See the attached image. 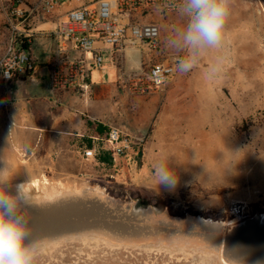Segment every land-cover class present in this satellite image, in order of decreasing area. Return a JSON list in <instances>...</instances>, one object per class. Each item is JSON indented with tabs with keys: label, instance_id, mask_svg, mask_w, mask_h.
Here are the masks:
<instances>
[{
	"label": "rangeland",
	"instance_id": "1",
	"mask_svg": "<svg viewBox=\"0 0 264 264\" xmlns=\"http://www.w3.org/2000/svg\"><path fill=\"white\" fill-rule=\"evenodd\" d=\"M7 1L0 0V54L9 35L2 10ZM181 17L179 34L188 22ZM262 24L264 0H232L223 48L200 53L193 69L183 73L205 77L222 54L221 72L198 90L209 92L214 103L213 94L223 93L224 109L207 111V132H185L207 141L208 157L185 164L183 172L176 165L172 193L155 190L152 175L143 176L133 157L102 162L75 152L62 160L45 142L36 160L24 161L14 129L0 128V168L8 164L17 171L14 184L29 181L34 198L20 212H42L37 224L46 227L60 217L65 223L30 237L41 244L38 264H264V223L255 219L264 214ZM179 47L183 58L187 49ZM101 55L106 68L108 53ZM36 180L40 186L32 185Z\"/></svg>",
	"mask_w": 264,
	"mask_h": 264
},
{
	"label": "crops",
	"instance_id": "2",
	"mask_svg": "<svg viewBox=\"0 0 264 264\" xmlns=\"http://www.w3.org/2000/svg\"><path fill=\"white\" fill-rule=\"evenodd\" d=\"M93 1L63 3L52 15L33 18L34 36L29 51L34 71L30 77L18 78L10 83H5L0 76V128L14 123L15 143L32 150L28 161L33 162L38 158L36 150L47 142L52 143L62 160L70 153L76 152L80 156L79 144L82 145L85 140L81 136L96 134L90 122L107 128L119 127L143 140L140 149L143 176L152 175V182L156 183L152 186L160 194L172 193V187L157 185L154 162L167 158L174 172L178 173L176 165H180L183 172L185 164L203 162L204 158L207 160V141L202 137L198 139L185 135V132L193 129L207 132V111L213 107L224 109V95L213 94L217 102H212L214 98H209V92L198 90L200 84L208 85L212 81L199 75H184L180 69L160 90L149 95H133L120 86L118 78L121 69H144L153 62L181 59L180 34L176 26L181 23L182 13L154 16L161 28V50L158 53L127 49L120 68L113 63L109 50L104 47L101 53H108L110 64L106 68L102 64L91 71L89 91L80 94L72 85L52 89L49 72L62 58L57 50L59 44L63 46V42L54 37V32L65 19L67 11ZM67 54L71 59L78 56L71 50Z\"/></svg>",
	"mask_w": 264,
	"mask_h": 264
},
{
	"label": "built area",
	"instance_id": "3",
	"mask_svg": "<svg viewBox=\"0 0 264 264\" xmlns=\"http://www.w3.org/2000/svg\"><path fill=\"white\" fill-rule=\"evenodd\" d=\"M80 0H8L2 5L9 35L4 51L0 54V76L5 83L30 77L34 62L29 51L34 31L33 18L50 16L63 3ZM180 0H94L90 4L67 11L65 19L54 32L61 40L57 50L61 59L49 72L52 89L75 87L85 94L90 90V73L102 66L101 49L107 48L113 63L121 68V60L127 49L161 50V28L146 19L156 15L166 16L179 11ZM78 53L71 59L67 51ZM180 59L153 62L147 69L120 70V86L133 95H149L160 90L178 71ZM14 123L8 128L13 129ZM85 140L80 149L84 160L110 161L136 158L143 143L123 129L111 126L105 134L81 136ZM32 155L30 148H21L19 156L24 160Z\"/></svg>",
	"mask_w": 264,
	"mask_h": 264
},
{
	"label": "clouds",
	"instance_id": "4",
	"mask_svg": "<svg viewBox=\"0 0 264 264\" xmlns=\"http://www.w3.org/2000/svg\"><path fill=\"white\" fill-rule=\"evenodd\" d=\"M232 0H180L179 9L188 22L180 29L179 43L187 55L178 61L182 73L190 72L200 53L206 50L220 52L223 48L225 24L230 15ZM223 55H218L206 79H212L222 70ZM171 161L162 158L154 162L157 185L172 187L176 183ZM15 170L8 164L0 168V264H38L41 244L32 240L29 220L20 212L21 206L32 207L34 198L30 182L13 183Z\"/></svg>",
	"mask_w": 264,
	"mask_h": 264
},
{
	"label": "bare ground",
	"instance_id": "5",
	"mask_svg": "<svg viewBox=\"0 0 264 264\" xmlns=\"http://www.w3.org/2000/svg\"><path fill=\"white\" fill-rule=\"evenodd\" d=\"M247 12V11H246ZM261 17V16H260ZM263 18V17H262ZM262 30L264 31V24H262ZM260 32V31H259ZM46 184V183H45ZM32 185H37V186H40V182L38 181V180H36V181H34V183L32 184ZM80 201V200H79ZM95 205V204H94ZM51 208V207H50ZM99 208H101V206L99 207ZM103 208V207H102ZM91 210V209H90ZM85 211V210H84ZM90 212V211H89ZM54 213V212H53ZM91 213V212H90ZM89 213V214H90ZM81 214H82V211H81ZM86 214H87V212H86ZM88 214V215H89ZM92 214V213H91ZM61 215H62V213H61ZM82 215H84V214H82ZM82 215H81V218L80 219H83L82 218ZM57 216V215H56ZM74 216H76L75 214H74ZM91 216V215H90ZM45 217V216H44ZM48 218H51L52 219V221L54 220V216L53 215H50V214H48V216H47ZM58 218V217H57ZM25 219H27V220H29V228H30V231H31V236L32 235H35V234H37V233H43V231L45 232L46 230H48L49 229V231L51 232V231H55V230H59L60 228H64V226L63 225H65V223H62V217H60V218H58V219H55L54 221H56L57 222V225L56 226H53L52 224H49L48 223V225H47V227L46 226H43L41 223H39V224H37V222L39 221H42V219H43V213L41 212V213H37V214H31V213H29L27 216H25ZM76 219H77V217H76ZM85 219V218H84ZM258 222H262V223H264V214H258V215H256V218H255ZM66 220H68V219H66ZM61 221V222H60ZM51 222V221H50ZM56 222H54L55 224H56ZM65 222V221H64ZM69 222H71V220L69 221ZM73 222V221H72ZM34 223V224H33ZM53 223V222H52ZM68 222H66V224H67ZM75 223V222H74ZM96 224V223H95ZM74 225V224H73ZM70 226H71V224H70ZM126 231V230H125ZM43 234H45V233H43Z\"/></svg>",
	"mask_w": 264,
	"mask_h": 264
},
{
	"label": "trees",
	"instance_id": "6",
	"mask_svg": "<svg viewBox=\"0 0 264 264\" xmlns=\"http://www.w3.org/2000/svg\"><path fill=\"white\" fill-rule=\"evenodd\" d=\"M91 127H93L95 129L96 134H105L108 131V128L99 124V123H89ZM141 157H142V153L139 151L137 157L135 158V160L140 164L141 163ZM110 159L106 156L102 157V162H109Z\"/></svg>",
	"mask_w": 264,
	"mask_h": 264
}]
</instances>
